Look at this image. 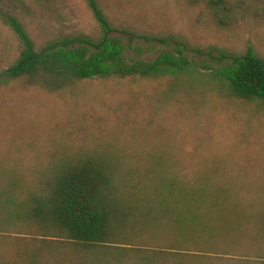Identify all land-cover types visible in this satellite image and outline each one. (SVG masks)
Instances as JSON below:
<instances>
[{
  "label": "rangeland",
  "instance_id": "374dc122",
  "mask_svg": "<svg viewBox=\"0 0 264 264\" xmlns=\"http://www.w3.org/2000/svg\"><path fill=\"white\" fill-rule=\"evenodd\" d=\"M51 1L52 10L36 8L27 16L25 25L37 42L62 29L95 33L98 21L88 0ZM97 1L115 27L112 35L124 41L131 57L153 59L181 47L201 73L231 65L250 49L264 57V0ZM18 44L10 25L0 18V73L11 65ZM198 83L199 93L184 88L162 105L155 91L166 83L154 80L70 91L0 83V205L9 207L11 201L30 196L34 168L48 171L54 157L73 155L77 160L76 154H83L93 159L104 152L118 156L112 159H118L115 164L121 168L116 176L122 180L120 174L127 175L124 184L115 181L118 206L135 228L126 233L135 236L131 241L95 248L63 246L55 232L29 225L0 228V264H155V250L171 248L155 245V162L172 151L155 148V132L172 136L186 168L194 153H203L196 149H264V108L231 97L225 86L208 77H199ZM202 96L204 109L195 108ZM233 160L237 176L242 167L264 168V160ZM10 165L28 174L27 184L17 181ZM245 237L253 244L264 242V233ZM228 253L235 257L227 259L234 264H264L262 248L245 246ZM168 256L160 260L174 259ZM188 262L194 264L190 258Z\"/></svg>",
  "mask_w": 264,
  "mask_h": 264
},
{
  "label": "trees",
  "instance_id": "16d2710c",
  "mask_svg": "<svg viewBox=\"0 0 264 264\" xmlns=\"http://www.w3.org/2000/svg\"><path fill=\"white\" fill-rule=\"evenodd\" d=\"M52 3L0 0V18L10 25L19 41L11 65L0 73L1 84L70 91L86 85L110 87L120 81L154 80L166 83L163 90L155 91L162 105L172 95H180L181 89L198 92V78L205 76L225 86L231 97L264 108V57L252 49L235 58L233 64L204 73L196 69L181 47L153 59L131 57L124 41L112 35L115 27L97 0H88L98 21L94 34L62 29L43 43L37 42L25 25L27 16L36 8L52 10ZM204 97L198 98L195 108L204 109ZM173 140L172 136L155 132V148H172L171 153L159 155L155 162V245L171 246L155 250V264H192L189 258L194 264H234L230 251L245 246L264 250V242L245 240L246 233H264V168L242 167L237 176L233 164L237 158L262 162L264 149H196L203 153H194L191 167L186 168V161L179 157L183 154L174 149ZM103 153L94 154L93 159L83 154H76L77 160L73 155L60 160L54 157L49 172L34 168L30 196L11 201L9 207L7 203L0 205V228L29 225L51 230L62 238L63 246L73 248L131 241L135 236L126 233L135 228L129 214L118 206L119 187L115 184L116 180L124 184L127 175L121 173L122 180L116 176V170L121 168L115 164L118 159H112L118 156L110 158ZM13 166L10 169L15 170L17 181L27 184L28 174ZM1 237L5 241L13 239ZM216 254L219 256L214 259ZM165 255L177 261L171 258L166 262Z\"/></svg>",
  "mask_w": 264,
  "mask_h": 264
}]
</instances>
